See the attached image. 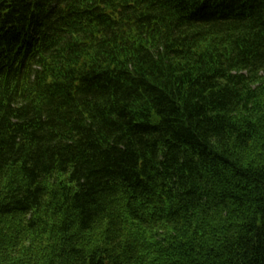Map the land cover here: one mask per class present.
Masks as SVG:
<instances>
[{"label":"trees","instance_id":"trees-1","mask_svg":"<svg viewBox=\"0 0 264 264\" xmlns=\"http://www.w3.org/2000/svg\"><path fill=\"white\" fill-rule=\"evenodd\" d=\"M0 264H264V0H0Z\"/></svg>","mask_w":264,"mask_h":264}]
</instances>
